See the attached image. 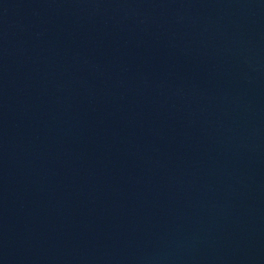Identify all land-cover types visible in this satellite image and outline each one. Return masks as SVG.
Instances as JSON below:
<instances>
[{
    "label": "water",
    "instance_id": "1",
    "mask_svg": "<svg viewBox=\"0 0 264 264\" xmlns=\"http://www.w3.org/2000/svg\"><path fill=\"white\" fill-rule=\"evenodd\" d=\"M0 264H264V0H0Z\"/></svg>",
    "mask_w": 264,
    "mask_h": 264
}]
</instances>
